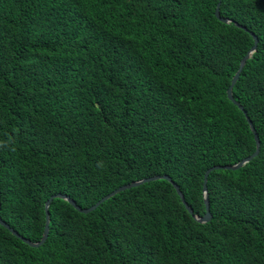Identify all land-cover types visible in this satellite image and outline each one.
<instances>
[{"label": "trees", "instance_id": "16d2710c", "mask_svg": "<svg viewBox=\"0 0 264 264\" xmlns=\"http://www.w3.org/2000/svg\"><path fill=\"white\" fill-rule=\"evenodd\" d=\"M0 0V264H264V0ZM257 50L228 98L242 60Z\"/></svg>", "mask_w": 264, "mask_h": 264}, {"label": "water", "instance_id": "95a60500", "mask_svg": "<svg viewBox=\"0 0 264 264\" xmlns=\"http://www.w3.org/2000/svg\"><path fill=\"white\" fill-rule=\"evenodd\" d=\"M221 3H222V0H220L219 4H218V7L216 9V17L219 21L225 23V24H234L235 26L245 30L246 32H249V30L246 28V27H243L242 25L238 24V23H235L234 21L230 20V19H227V18H223L221 16V11H220V7H221ZM251 35L253 36V39L255 41V44H254V47L252 48V50L246 55V57L242 60L241 64H240V68L238 70V72L236 73V75L234 76L233 80H232V83H231V86L228 90V98L235 104L237 105L244 113H245V110L244 108L238 104L235 99H234V96H233V88L234 86L236 85L237 81L239 80L240 78V75H241V72L243 71L247 61L249 59L252 58L253 54L256 52L257 50V45H258V38L253 34L251 33ZM246 114V113H245ZM246 118L250 124V127H251V130L252 132L254 133L255 135V140H256V143H257V150L256 152L249 156L248 158L244 159L243 161H241L240 163L234 165V166H228V167H214V168H211L209 169L206 174H205V178H204V187H203V197H204V201H205V205H206V213L203 217H200V216H197V215H194L191 207L188 205V203L186 202V199H185V196L183 195V193L181 192V190L179 189V187L173 183L172 179L168 176H157V177H151V178H147V179H144V180H141V181H137V182H134V183H131V184H128L126 186H122L120 187L119 189L115 190L114 192H112L111 194L105 196L103 199H101L97 204H95L94 206L90 207V208H87V209H82L81 207H79L76 202L74 200H72L71 198H69L67 195H63V194H57V195H54L52 196L47 202H46V205H45V214H46V223H45V229H44V233H43V237L41 239L40 242L38 243H34V242H31L30 240L22 237L20 234H18V232H16L13 228H11L5 221H3L1 218H0V224L5 227L6 229H8L12 234H14L16 237L20 238L23 242H25L26 244H28L30 247H33V248H38V247H41L48 239L49 237V232H50V206L53 202L54 199H62V200H65L67 202H69L73 207H75L79 212L83 213V214H89L93 211H95L96 209H98V207L100 205H102L104 202L110 200L111 198H113L114 196H116L117 194L121 193V192H124L126 190H129V189H132V188H136V187H140L141 185H144L146 183H150V182H153V181H156V180H159V179H165L171 183H173L175 189L177 190V193L179 194L184 206L186 207V209L193 215V217L195 218L196 221H198L199 223L201 224H206L208 222L211 221L212 219V214L210 212V204H209V193H208V187H207V182H208V177L210 175L211 172L215 171V170H219V169H224V170H234V171H237L239 169H241L242 167H244L245 165H247L249 162H251L255 157L258 156L259 152H260V139H259V136L253 126V123L250 121L249 117L247 116L246 114Z\"/></svg>", "mask_w": 264, "mask_h": 264}]
</instances>
